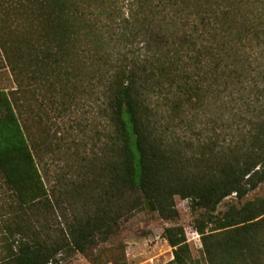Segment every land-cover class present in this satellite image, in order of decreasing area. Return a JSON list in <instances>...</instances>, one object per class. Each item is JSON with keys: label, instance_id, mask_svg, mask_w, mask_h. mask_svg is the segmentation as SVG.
<instances>
[{"label": "trees", "instance_id": "obj_1", "mask_svg": "<svg viewBox=\"0 0 264 264\" xmlns=\"http://www.w3.org/2000/svg\"><path fill=\"white\" fill-rule=\"evenodd\" d=\"M129 1L118 35L139 38L144 55L131 52L103 73L92 58L100 53L89 49L103 34L91 18L95 0H0V70L14 84L0 86V264L57 263L61 253L106 263L96 248L138 210L172 223L162 233L173 249L170 264H192L180 199L198 215L208 264H264V195L246 199L264 182V118L226 143H194L174 130L201 103L208 78L228 90L244 77L249 49L264 46L256 17L264 1ZM88 59L103 88L104 125L91 156L75 166L74 188L60 190L72 198L64 208L39 167L31 116L43 118L45 94L64 113L78 80L91 77ZM233 194L237 201L216 213Z\"/></svg>", "mask_w": 264, "mask_h": 264}, {"label": "rangeland", "instance_id": "obj_2", "mask_svg": "<svg viewBox=\"0 0 264 264\" xmlns=\"http://www.w3.org/2000/svg\"><path fill=\"white\" fill-rule=\"evenodd\" d=\"M131 3L129 0H95L96 9L91 18L96 22L94 29L97 31V27L101 28L103 34L100 41L93 37L89 49L100 53L97 59L94 54L92 58L96 64L94 67L102 68L103 73L113 69L112 66L118 58L131 56V52L144 55V44L139 38H132L131 43L129 39L120 38L118 35L119 26L126 23L129 17ZM256 17L264 25L263 7L256 10ZM92 31L91 36L95 32ZM248 53L247 59L250 60L246 63L244 77H234V83L228 90L223 88L221 80L220 82L208 78L203 83L206 90L203 91L201 103L194 105L187 116H184L185 121L174 127L180 136L194 143L210 139L219 143L237 141L253 126V121L264 118V46L249 49ZM105 58H109L111 64L103 65ZM89 59L84 62V69L88 66V76L91 73V77L88 82L78 80L77 98L66 111L63 110L64 113H59L57 109L53 111L54 108L43 91L45 97L39 98L45 101V114L43 112L42 119H38L37 115L31 116L30 135L35 141L41 142L37 161L49 186L59 189L54 187L57 197L61 195V189H65V192L70 187L74 188L70 183L78 180L74 172L75 166L83 155L91 156L97 141L95 134L104 125V119L101 120L99 116L101 101L98 100L102 96L103 88L98 76L92 75L94 67ZM0 86H14L10 74L5 69L0 70ZM162 101L161 99L160 103ZM262 195L264 182L251 191L246 199ZM69 197L61 195L62 207H68V201L72 199ZM236 201L235 194L227 197L216 213L224 212L228 204ZM177 203L181 216L179 222L191 231L192 264H208L201 236L195 230V219L198 215L191 210L188 200L180 199ZM171 224L156 212L135 211L121 222L119 230L109 240L99 244L95 253L104 257L106 263L103 264H170L174 258L173 249L162 233L164 228ZM211 226L212 224H208L206 229ZM57 257V264H94L81 253H61Z\"/></svg>", "mask_w": 264, "mask_h": 264}, {"label": "built area", "instance_id": "obj_3", "mask_svg": "<svg viewBox=\"0 0 264 264\" xmlns=\"http://www.w3.org/2000/svg\"><path fill=\"white\" fill-rule=\"evenodd\" d=\"M50 264H53V263L51 262ZM55 264H57V263H55Z\"/></svg>", "mask_w": 264, "mask_h": 264}]
</instances>
